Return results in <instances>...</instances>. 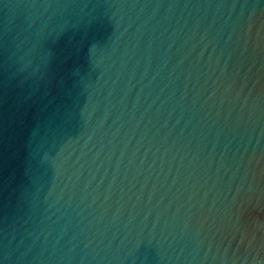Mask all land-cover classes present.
<instances>
[{"label":"water","instance_id":"water-1","mask_svg":"<svg viewBox=\"0 0 264 264\" xmlns=\"http://www.w3.org/2000/svg\"><path fill=\"white\" fill-rule=\"evenodd\" d=\"M0 264H264V0H0Z\"/></svg>","mask_w":264,"mask_h":264}]
</instances>
